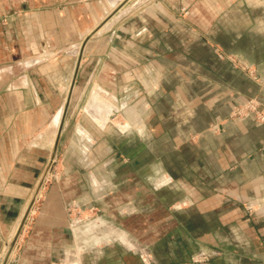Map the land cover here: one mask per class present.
Instances as JSON below:
<instances>
[{
    "label": "crops",
    "instance_id": "crops-1",
    "mask_svg": "<svg viewBox=\"0 0 264 264\" xmlns=\"http://www.w3.org/2000/svg\"><path fill=\"white\" fill-rule=\"evenodd\" d=\"M71 86L6 264H264V0H0V263Z\"/></svg>",
    "mask_w": 264,
    "mask_h": 264
},
{
    "label": "water",
    "instance_id": "water-1",
    "mask_svg": "<svg viewBox=\"0 0 264 264\" xmlns=\"http://www.w3.org/2000/svg\"><path fill=\"white\" fill-rule=\"evenodd\" d=\"M72 86L69 89V92L67 94V97H66L65 102H64L63 107H62V112H61V116H60L59 123L57 126L56 134L54 137L50 157H49L48 161L46 162V165L44 167V170H43L41 176L39 177L37 185L35 186V189L33 190L32 194L30 196V199H29V201H28V203H27V205H26V207L22 213V216L19 219L17 227H16L11 239L8 242L6 251H5V253L1 259L0 264H6L8 258L10 256V253H11V251L15 245V242H16L19 234L21 233V230H22V228H23V226H24V224H25V222H26V220H27V218H28V216L32 210L33 203H34L35 199L37 198V196H38V194H39V192L43 186V183L46 180L47 175L49 174V172L53 166V163H54V160L56 157V148H57L58 138H59V135H60V132L62 129V125H63L64 119H65V115H66L67 108H68L70 98H71V94H72V89H73Z\"/></svg>",
    "mask_w": 264,
    "mask_h": 264
},
{
    "label": "rangeland",
    "instance_id": "rangeland-1",
    "mask_svg": "<svg viewBox=\"0 0 264 264\" xmlns=\"http://www.w3.org/2000/svg\"><path fill=\"white\" fill-rule=\"evenodd\" d=\"M67 49L73 50L72 47H63V49L61 47V49H53L52 53L58 54V53L62 52V50L67 51ZM75 50H76V47H75ZM46 56H47L46 58H48V55H46ZM242 70H244V72L247 73V76L251 77L255 81H258V78L255 75V70L253 69V67H251V66L245 67V68H242ZM88 97H89L88 94H83V95H81V97L79 99L75 100V108L76 109L74 110V113L78 114L81 112V109L86 104ZM71 99H72V94H71L70 101H71ZM69 104H70V102H69ZM249 104L256 106V109L253 110ZM239 105L243 107V112L239 115L233 114L232 111H233L234 107L239 106ZM84 111L86 112V109H84ZM245 116H252L256 121H258L260 123H264V120H261V118H260V117L264 118V109L261 108L260 102H259L256 95L247 97L243 102L235 104L233 106L232 110L229 112V115H228L229 118H237V117H245ZM59 152H60V149H58L56 158L60 157ZM50 172H51V170H50ZM85 210H88V209H82L83 212L81 211L83 213L82 214L83 216L87 215ZM197 262H203V260L197 261Z\"/></svg>",
    "mask_w": 264,
    "mask_h": 264
},
{
    "label": "built area",
    "instance_id": "built-area-1",
    "mask_svg": "<svg viewBox=\"0 0 264 264\" xmlns=\"http://www.w3.org/2000/svg\"><path fill=\"white\" fill-rule=\"evenodd\" d=\"M251 107H252V109L253 110H255L256 109V106H254V105H251V104H249ZM243 112V107L242 106H236V107H234V109H233V111H232V113L233 114H235V115H239V114H241ZM261 118V120H264V118L263 117H260ZM204 259H206L204 256H198V257H195L194 258V261H201V260H204Z\"/></svg>",
    "mask_w": 264,
    "mask_h": 264
},
{
    "label": "bare ground",
    "instance_id": "bare-ground-1",
    "mask_svg": "<svg viewBox=\"0 0 264 264\" xmlns=\"http://www.w3.org/2000/svg\"><path fill=\"white\" fill-rule=\"evenodd\" d=\"M99 27V26H98ZM93 29V28H92ZM95 29V28H94ZM94 32H95V30H94ZM91 33V32H90ZM89 35V34H88ZM79 52V51H78ZM61 112H62V110H61Z\"/></svg>",
    "mask_w": 264,
    "mask_h": 264
}]
</instances>
